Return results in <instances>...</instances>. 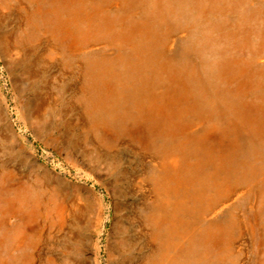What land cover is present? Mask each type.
Here are the masks:
<instances>
[{
	"label": "bare ground",
	"instance_id": "bare-ground-1",
	"mask_svg": "<svg viewBox=\"0 0 264 264\" xmlns=\"http://www.w3.org/2000/svg\"><path fill=\"white\" fill-rule=\"evenodd\" d=\"M48 1L35 12L0 0V27L18 21L0 38L20 71L9 80L31 92L0 108V155L20 162L0 158V217L14 188L17 216L47 209L59 236L43 264H99L97 245L94 258L79 253L92 224L103 234L108 223L105 264H264V0L251 14L249 0ZM199 1L204 13L191 10ZM35 124L46 146L104 159L110 206L77 198L73 185L97 183L81 165L1 148ZM7 219L0 254L6 233L22 243L23 224L7 230Z\"/></svg>",
	"mask_w": 264,
	"mask_h": 264
},
{
	"label": "rangeland",
	"instance_id": "rangeland-1",
	"mask_svg": "<svg viewBox=\"0 0 264 264\" xmlns=\"http://www.w3.org/2000/svg\"><path fill=\"white\" fill-rule=\"evenodd\" d=\"M25 1H27L29 8L35 12H38L39 10H41L43 6L49 3L48 0H40V3L38 0L37 2H34V3H32L31 0H25ZM240 1L242 0H238V2ZM256 1H259V0H249V5H251V8H249L250 14L253 12L254 7L256 6ZM180 2L176 1V3H178L179 5H180ZM182 2L187 3L188 1L182 0ZM139 4L146 7V4L144 2H139ZM203 4L204 3L199 1L195 6H192L191 10L192 11L197 10L196 11L197 13L199 12L204 13L205 9L203 7ZM149 5L150 4L147 3V7ZM257 6H260L259 3ZM173 7H175V3H173ZM182 9H184V11L186 10L188 11V7L187 8L184 7ZM149 10L151 13L153 11H156V13L159 12L157 6H154ZM174 11L175 10H173V12ZM175 16L176 15H174L173 13V18ZM7 21L9 22L11 21L12 24L7 25ZM4 22L5 24L2 27H0V38H2V35L5 34V31L7 28L10 29L11 26H16V27L18 26V21L16 20V17L14 16L8 17ZM165 23L166 22H164V24ZM166 25H167V32H169V34H173V29L176 28V22L173 20V27H172V24L166 23ZM183 27H185V25ZM170 29H171V32H170ZM12 31L19 32V30H16V29H13ZM202 38H203V42L205 43L211 40V39H207L204 37ZM215 42L216 41L213 40V43ZM209 43H206L203 46L205 49V52H209L211 48V47H208ZM106 49H108V51L111 50L109 47H107ZM1 53H2V49L0 47V108L2 107V105L3 106L7 105V107H10L12 110L14 100L18 104V108L23 107V103L25 102V99L31 96V92L27 91L26 89L24 90V86L22 84L17 83L18 85H16L15 84L16 82H12L9 80L11 75L15 77L20 74L19 67L15 66V64L10 63L6 59H4ZM21 77H23V75H21ZM54 91L56 92L54 96L58 97L57 90H54ZM261 97H264V96H261ZM203 119L204 118H202L201 120ZM11 125L13 126V128L18 129V125H20V123L19 121L14 119ZM58 127L60 128V126ZM42 130L43 128L41 127L40 124H35L33 126V129H30L23 133V137L19 136L20 139L18 141H14L16 139H12L13 140L12 142H9L10 140L4 141V144L1 145V148H10L12 143L14 142L17 145L21 144L20 148H18L16 144L12 146V148H18L16 151V153L18 154L26 153L28 155L31 153V154H34L36 158L40 159L39 155H41L42 153H49V154L52 153L57 158H60L62 161L66 160L72 164H76L78 166L81 165L82 168H84L85 170H87L88 172L92 174V176L97 180V183L95 187L93 188L90 187V185H88L86 186L87 187L86 189H82V190H79L78 185L76 184L73 185V189H76L77 191L76 193L77 198L82 201H85L86 199H88L89 201L93 203L94 207L98 206L99 203L101 204L103 203V205L110 206L111 202L113 201V197L111 196L109 191L113 189L115 190L113 178L111 176L113 169H111V167L106 168L107 164L104 161V159H101V158L96 163L92 160L81 162V160L83 159V155L79 153L78 151L72 150L70 148H61V146L59 145V142H60L59 140L52 142L50 145L46 146L43 143L44 132H42ZM35 132L40 133V134H37L38 137H35L33 135V133ZM48 133L52 135L56 133V131L51 132V130L48 129ZM151 150H153V148H151ZM94 152L97 153V151L95 150ZM6 153L7 152H5L4 154ZM4 154L0 155V158L6 159V160H12L11 162H8L10 165L19 166L20 162L17 161L16 156L9 158L8 156ZM22 168H26V166L23 164ZM26 169L28 172H32L31 168H26ZM70 179L71 178L66 177V180L69 181ZM26 187L31 188V186L28 184H26ZM89 188H91V190L93 191H89ZM14 190L16 194L14 193ZM14 190L11 189V191L8 192V194H6L4 198L2 197L3 199L7 201L6 205L2 207L6 209L7 215L2 218L0 217V221L3 218H8L7 220L3 221V226L4 228H7V230H9L12 227H17L23 224L22 226L23 232H20L22 243L19 246L10 247L11 245L10 243L13 244L14 242V241L9 242L10 240H12L13 234L12 232L6 233L10 236V238H7L6 239L7 241H4L2 244L5 250L3 249L2 253L0 254V263L3 262L6 264H28V261L30 260V263L35 262L36 264H43V262L41 263V261L42 259H44V256L47 253L48 247L54 244V242L51 244H49V242L54 241L55 238L59 236L58 233L53 232L57 230V226L55 225L54 227V223L52 221L50 222V219L47 220L46 218L47 209L44 208L43 210H36V213L35 214L33 213L34 215L32 213L28 215L30 219L32 216L35 217V225H36V228L34 230H32L33 227L29 229V225H28L29 219L27 215L23 214V215L17 216V214H19L17 213V206L19 205V203L23 204V201L18 202L19 196L17 195V189L14 188ZM26 201L31 202L29 203V207H28L29 209L31 205L33 204V202H35V200L29 201L28 199H26ZM19 212L21 213V211ZM41 212H46V213L39 214ZM48 213L50 214V212ZM37 221L38 223H36ZM110 232H111L110 223L106 225V228L103 234L99 231H96L95 225L92 224L91 229L88 232L90 236V240L86 242L85 245L82 246L79 254L84 257L94 258L95 254H97L96 246H95L97 245L98 247H100V250H99L100 252L97 257L99 264H105L106 263V260H105L106 251L109 250V247H106L107 241L109 240L114 241V237L110 235ZM36 239H38L37 242H35ZM37 243H38V247L35 250L32 247L37 246ZM110 248H113V246L110 245Z\"/></svg>",
	"mask_w": 264,
	"mask_h": 264
}]
</instances>
